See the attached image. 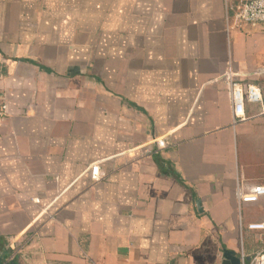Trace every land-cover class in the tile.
<instances>
[{"label":"crops","instance_id":"obj_1","mask_svg":"<svg viewBox=\"0 0 264 264\" xmlns=\"http://www.w3.org/2000/svg\"><path fill=\"white\" fill-rule=\"evenodd\" d=\"M238 1L0 0L6 264L264 251V197L238 198L264 185V26L236 28ZM229 73L262 95L238 124Z\"/></svg>","mask_w":264,"mask_h":264},{"label":"built area","instance_id":"obj_2","mask_svg":"<svg viewBox=\"0 0 264 264\" xmlns=\"http://www.w3.org/2000/svg\"><path fill=\"white\" fill-rule=\"evenodd\" d=\"M236 28L242 26L256 27L264 26V0H240L234 8L232 15ZM231 89V99L234 111V123L238 124L246 120L245 103H260L262 101L261 91L257 86L244 85L237 77L229 73L226 75ZM8 112V106L0 103V123ZM159 147H164V142L157 143ZM90 177L93 181L101 180L100 166L95 164L90 168ZM264 197V185H260L250 192H238L241 204L258 203ZM248 230L264 233V222L248 225ZM250 264H264V251L257 254Z\"/></svg>","mask_w":264,"mask_h":264},{"label":"water","instance_id":"obj_3","mask_svg":"<svg viewBox=\"0 0 264 264\" xmlns=\"http://www.w3.org/2000/svg\"><path fill=\"white\" fill-rule=\"evenodd\" d=\"M0 250H1V239H0ZM224 264H240V261L236 258L235 253L227 251L224 255Z\"/></svg>","mask_w":264,"mask_h":264},{"label":"trees","instance_id":"obj_4","mask_svg":"<svg viewBox=\"0 0 264 264\" xmlns=\"http://www.w3.org/2000/svg\"><path fill=\"white\" fill-rule=\"evenodd\" d=\"M11 256V252L10 251H5L4 246L2 247L1 244V250H0V264H6V260ZM7 264H17L14 260H11L9 263Z\"/></svg>","mask_w":264,"mask_h":264}]
</instances>
